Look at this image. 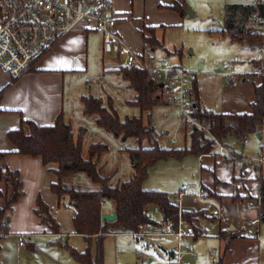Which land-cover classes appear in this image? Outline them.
<instances>
[{
    "label": "crops",
    "instance_id": "obj_1",
    "mask_svg": "<svg viewBox=\"0 0 264 264\" xmlns=\"http://www.w3.org/2000/svg\"><path fill=\"white\" fill-rule=\"evenodd\" d=\"M253 1H234L232 6L235 7L236 12L233 15V20L236 25L244 29L252 27L260 29L258 26L260 22L256 19L257 7L253 5ZM186 3V0H113L112 10L118 20L115 31L130 30V27L135 26L142 39V30L146 27L153 28L158 43L156 48L161 47L170 54L181 56L180 49L169 51L163 47V37L167 30L182 27L185 24L187 14L184 12V15H180L171 7L176 4L185 6L186 9ZM195 14L196 12L193 13V16ZM223 31H217L218 34H215L213 31L207 30L209 34H215L223 40H227L225 46L227 45L229 49L237 50L232 56H229L234 69L237 71L247 69L245 63L253 68L255 63L261 60L260 49L232 42L228 36L223 34ZM220 47L222 46L220 45ZM156 48H152V51ZM143 52L151 51L144 50ZM97 63L102 70L115 72L103 65L101 37L93 30L92 23L81 22L20 78L12 80L8 74L0 70V91L3 90L0 97V172L17 171L23 190L22 197L14 204L12 211L7 213L9 217L8 233L0 236V249L3 246L1 242L6 237L16 238L19 243V235L23 236L26 241H31L39 236L51 235L34 212L38 198L49 207L60 228H63L67 234L76 236L72 222L75 210L69 205V198L67 196L59 198L51 191V185L58 180L56 175L58 164L44 165L41 157L16 153L15 146L7 138V132L23 127L24 131L28 133V126L26 124L22 126V123L27 121L38 126H52L58 116L63 115L66 119L77 106L83 112L81 97L93 95L80 92L79 88H73L72 102L69 111H66L64 104L65 78L69 75L85 74L90 67H96ZM192 70L197 74L196 83L202 108L220 114H248L251 112V105L255 100L254 88L260 84L261 78H253L256 81L252 83L244 82L249 79L242 80L243 83L233 86L236 84L234 82L231 85L227 84L228 87H226L223 84L222 75L216 73L211 67H194ZM79 82L83 84L82 81ZM127 87H130L129 84ZM135 96L136 92L132 100L135 99ZM93 97L101 100L100 97ZM169 105L172 104L165 97L150 113V122L152 113L157 107H168ZM143 115L147 120V115ZM66 121L68 120L66 119ZM151 125L153 127L152 122ZM181 126L184 133L189 135L182 120ZM263 127L259 131L260 139L255 136L257 140H251L252 136H250L246 139L247 143H243L242 140L227 139L223 145L227 148L228 153L222 157H210L205 154L196 157L197 169H193L185 180L173 187L172 196H175L183 188H191L195 191L200 185L203 187L205 195L217 203L228 219L226 225H220L212 231L210 226L215 223L216 218L211 217L210 214H204L205 218H197L198 221L193 223L196 226L194 238L196 250H202L208 240L218 242L217 248H213V251L208 253L209 256L207 255L208 264H260L261 260H264V256L262 257V253H264L262 243L264 222L261 221L259 225H250L249 222L252 219L260 218V213L257 210H248L245 206L247 201H253L260 196V178H264V166H259L252 158L264 151ZM154 133L156 136L155 130ZM188 146L189 144L185 145V147ZM131 150L133 149L129 151ZM184 159L176 161L181 162ZM134 173L133 168L131 175L133 176ZM97 189V185L92 188V190ZM11 191L12 188L0 178V211L5 204V199L10 197ZM165 194L169 196L167 193ZM208 194L219 199L208 196ZM172 196H169L171 200ZM183 205L185 211L193 206L201 208V205L193 197L184 198ZM105 213L109 212L105 211ZM247 233L254 235L249 237ZM64 236L66 235L63 233L60 237ZM175 245L174 239L169 252L172 264H174ZM211 253L215 254L213 260L210 259ZM194 255L196 256L195 251ZM195 256H186L184 262L196 264Z\"/></svg>",
    "mask_w": 264,
    "mask_h": 264
},
{
    "label": "trees",
    "instance_id": "obj_2",
    "mask_svg": "<svg viewBox=\"0 0 264 264\" xmlns=\"http://www.w3.org/2000/svg\"><path fill=\"white\" fill-rule=\"evenodd\" d=\"M180 15H184L185 6L174 5L171 7ZM234 10L235 7L233 8ZM236 12V11H235ZM234 12V13H235ZM233 13V15H234ZM256 19L260 22L258 28L244 29L235 24L233 15L228 19L227 29L223 34L228 36L232 42L247 44L260 51L264 48V34L261 30V19L264 15L263 9L257 7ZM145 47L156 48L157 41L153 28H144L141 32ZM263 65L261 60L254 65ZM121 78L128 82L135 90L136 96L127 104L136 107L140 111L139 117H127L122 120L112 105L104 106L100 99L93 96L81 97L83 114L96 116L95 123L98 127L113 133L122 139L133 138L138 148L130 151V157L135 170L134 175L119 184H111V176L103 175L99 160L108 152V147L102 143H93L89 147L88 158L82 157V139L74 141L70 124L64 121L63 115L56 118L52 126H38L33 122H23L29 132L23 127L7 132L8 140L15 146L16 153L41 157L44 165L50 163L58 164L56 170L57 182L51 185V191L59 198L67 196L69 205L75 210L73 217L74 233L83 237L87 243L84 252H78L68 244L69 236L65 241H59L58 246L67 249L71 257L80 264H104L103 243L110 235L130 233L138 231L141 225L147 224V212L152 206L158 205L165 212L166 217L173 223L177 221L178 210L173 205L169 196L156 190H145L143 184L149 177V170L160 161L182 160L187 156L198 157L207 154L214 149V144L208 134L199 129L189 132V146L181 149L161 148L158 145L154 129L149 120L150 113L156 105L165 98L163 83L155 77L150 76L146 70L138 68H120L114 70ZM3 90L0 91V97ZM255 100L248 114H220L206 110L201 107L199 89L197 83L193 87L195 100L194 115L204 123L208 124L210 132L224 144L227 139L244 140L256 135L264 126V77L259 85L254 88ZM143 114H147V123L143 122ZM143 140H147V148H143ZM78 173H84L92 183L97 185V190H82L66 184V180ZM0 178L11 188V195L5 199V204L0 211V236L8 233V212H11L14 204L22 197V182L17 171L5 170L0 172ZM219 199L212 194H208ZM259 208L260 219L264 222V178H260ZM111 204L109 210L106 206ZM105 211L114 212L116 218L112 222L101 221V215ZM36 216L40 219L51 235L62 236L60 225L51 214L49 207L38 198L34 209ZM184 218L189 224L198 221L197 218H205L202 211L197 214L185 212ZM95 244V255L91 249Z\"/></svg>",
    "mask_w": 264,
    "mask_h": 264
},
{
    "label": "rangeland",
    "instance_id": "obj_3",
    "mask_svg": "<svg viewBox=\"0 0 264 264\" xmlns=\"http://www.w3.org/2000/svg\"><path fill=\"white\" fill-rule=\"evenodd\" d=\"M234 1L192 0L190 2L186 0V8H190L196 14L193 17L186 15L185 24L182 27L167 30L163 37V47L169 51L180 49L181 56L170 54L161 47L154 49V51L151 47H145L140 32L135 29V26L130 27V30L116 32L132 50L138 53L144 50L151 51L148 52L149 62L147 61V65L149 66L157 65L164 60L187 71H194L192 70L194 67L202 68L204 66L211 67L220 75L221 72L227 71L229 66L232 73L236 75L244 74V72L252 71L253 68L245 63L247 69L242 71L234 69L229 56H232L234 51L237 52V50L229 49L227 45L225 46L227 40L215 35L218 34L217 31L227 29L228 19L235 12L232 6ZM246 1L250 2L251 0ZM207 30H211L215 34H209ZM118 75L112 71L102 70L97 63L96 67H90L85 74L66 76L64 83L66 111H69L72 102L73 88H79L80 92L100 97L104 106L109 107L112 105L116 108L118 116L122 120L127 117H139V109L126 103V101L134 98L135 90L131 87L128 88L127 82ZM157 80H160V78ZM79 81H82L84 85ZM223 81V84L228 87L224 78ZM255 81V79H249L244 82L252 83ZM235 83L233 86L243 83V81L239 78ZM95 118V115H84L77 106L73 109L71 115L67 116L68 121L65 118L64 121L70 124L74 141H77L78 138L82 139L83 158H88L89 147L93 143H102L108 147V152L103 154L99 160V166L103 175L111 176V184L114 185L128 180L133 172V162L129 150L138 148L137 143L133 138L122 139V136L120 138L116 137L113 133L98 127ZM143 122L147 123L144 115ZM151 122L160 147L180 149L189 144V135L184 133L181 120L173 105L157 107L152 113ZM173 136H175L176 143L170 144L169 141ZM255 136L253 135L251 140H257ZM142 144L143 148L149 147L147 140H143ZM193 169H197V158L194 156H187L181 162L176 160L160 161L156 166L150 168L149 177L144 182L143 188L145 190H161L172 196L173 187L185 180ZM66 184L69 186L72 184L71 186L74 188L82 190H92L96 186L84 173L69 177ZM110 206L111 204L105 210H109ZM61 231L69 236L68 244L70 247L78 252L86 250L87 243L83 237L71 236L63 228H61ZM59 241H65V236L44 235L26 241V246L20 248L18 239L6 237L1 242L3 246L0 249V264H80L71 257L67 249L58 246ZM173 242L174 239L167 237L137 239L125 233L110 235L103 243L104 264H172L169 252ZM195 243L194 240H191L196 252L195 263L208 264L207 255L213 251V248H217L218 242L208 240V243L199 251L196 250ZM95 250V244L93 243L91 249L93 256ZM263 256L264 253H262ZM260 264H264V260H261Z\"/></svg>",
    "mask_w": 264,
    "mask_h": 264
},
{
    "label": "built area",
    "instance_id": "obj_4",
    "mask_svg": "<svg viewBox=\"0 0 264 264\" xmlns=\"http://www.w3.org/2000/svg\"><path fill=\"white\" fill-rule=\"evenodd\" d=\"M113 0H0V70L16 80L29 72L37 62L50 51L62 38L81 22L92 23L93 30L101 37L103 65L112 70L120 68H138L146 70L150 76L159 79L165 89V97L176 108L179 118L186 129L204 131L214 144V149L205 154L210 157H222L228 153L227 148L210 132L208 124L202 123L194 115L195 100L193 87L197 82V74L162 60L157 65L149 66V53H137L132 50L115 31L117 17L112 10ZM253 5L263 9L264 0H254ZM261 30L264 34V15L261 19ZM261 61L264 62V48L261 50ZM221 72L226 84L231 85L237 79L248 80L263 78V65L253 67L250 73L236 75L227 67ZM162 78V79H161ZM176 142L175 137L170 140ZM247 143V140H242ZM259 166H264V151L252 158ZM193 197L201 208L191 207L184 210L183 200ZM177 207V221L169 220L163 209L152 206L147 212L148 223L141 225L136 232L126 233L137 239L148 237H167L175 239L173 252L174 264H187L186 256L194 257L191 240L195 238L194 227L184 218L185 212L197 214L202 211L216 218L210 230L226 225L227 217L217 203L205 195L200 185L195 191L183 188L171 200ZM261 197L246 202V209L259 211ZM261 219H252L250 225H259ZM253 233L247 236L253 237ZM19 247L26 245L25 238L18 236ZM264 245V239L262 240ZM215 254H210L213 260Z\"/></svg>",
    "mask_w": 264,
    "mask_h": 264
},
{
    "label": "water",
    "instance_id": "obj_5",
    "mask_svg": "<svg viewBox=\"0 0 264 264\" xmlns=\"http://www.w3.org/2000/svg\"><path fill=\"white\" fill-rule=\"evenodd\" d=\"M184 12H185L187 15L191 16V17L193 16V12H192L191 9L188 8V7L184 10ZM161 87H163V85H161ZM256 137L260 139L261 135H260L259 132L256 134ZM115 218H116V214H115L114 212H112V213H105V212H104V213H102V215H101V221L112 222V221L115 220Z\"/></svg>",
    "mask_w": 264,
    "mask_h": 264
}]
</instances>
